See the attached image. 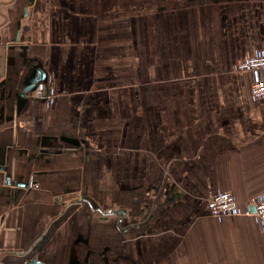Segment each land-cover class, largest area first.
I'll use <instances>...</instances> for the list:
<instances>
[{
  "label": "crops",
  "instance_id": "0c3cea01",
  "mask_svg": "<svg viewBox=\"0 0 264 264\" xmlns=\"http://www.w3.org/2000/svg\"><path fill=\"white\" fill-rule=\"evenodd\" d=\"M185 2L0 0V148L10 143L19 149L16 153L28 149L25 157L5 155L11 180L0 171L1 260L15 261L50 230L40 256L47 264H264V220L252 207L264 199V99L257 102L251 96L253 75L236 71L240 61L264 50V0H199L202 8L194 11L199 22H193V11L186 10ZM128 8H135L134 17L118 20V13L126 14ZM131 19L146 44L152 39L155 48L161 42L152 59L156 64L173 56L177 47L189 55L193 37L198 41L206 32L213 41L205 45L215 48L216 57L202 62L214 61L222 66L218 71L229 70L235 76L220 85L189 84L183 81L191 72L185 67L174 66L170 73L167 66L146 70L134 65L133 78L146 75L158 82L161 77L162 84L119 90L120 101L113 104L118 108L107 103L103 123L94 125L93 117L86 118L79 107L85 100L88 108H96V95L86 98L96 79L103 78L96 75V58L106 67L112 57H121L127 35L122 28ZM113 25L120 29L117 42H105L111 39ZM217 54H224V59ZM43 85L54 98L49 111L44 110L47 99L33 96ZM99 125L108 146L118 138L125 142L120 155L103 158L102 165L114 164L126 181L121 189L135 188L143 197L125 199V206L116 210H103L96 201L92 206L86 200L64 216L66 203L61 200L76 189L79 177L70 159L54 170L41 161L43 171L36 172L29 188L16 185L29 175L27 161L31 156L37 160L40 149L51 151L64 141L72 145L65 140L70 137L81 146L86 141L66 133H43V127L77 133L82 129L93 136L99 135ZM38 127L42 133L37 135ZM34 136L36 146L31 145ZM128 150L135 155H128ZM131 175L137 178L131 180ZM149 185L156 195L152 215L147 212ZM227 191L235 196L237 214L211 215L207 200Z\"/></svg>",
  "mask_w": 264,
  "mask_h": 264
},
{
  "label": "rangeland",
  "instance_id": "374dc122",
  "mask_svg": "<svg viewBox=\"0 0 264 264\" xmlns=\"http://www.w3.org/2000/svg\"><path fill=\"white\" fill-rule=\"evenodd\" d=\"M116 1L119 2V0H116ZM193 1H196L197 5H193V4L190 5L189 2H187L186 0L185 2L187 5L186 10L193 11L192 13L193 22H199V14L194 13V11H198L200 8H202V6L198 4L199 0H193ZM126 10H128L126 14H125L126 12L125 10H123L121 14L118 13V16H117L118 20H120L124 16L134 17L135 8L132 9V11H129L130 8ZM127 23H128L127 27L122 28V30H124L127 33V35L125 37L126 42L124 40H121L126 43V46L124 47V51H121L122 53L121 57L119 58L112 57L111 61L109 63H106V67L103 66V63L98 61V57L96 58V61H95L96 75L98 77L102 76L103 78H97L95 81L96 84L93 86V89L90 92L86 93V98H88V96L91 97V96L96 95V102L92 104L96 108L94 109L88 108V106L85 103V100L83 102L84 104H82L79 107L80 112H83L84 115H87L86 118L90 116L93 117L91 118V123H94V125L103 123L102 119H104L106 115L105 113L107 112L105 111L107 109V103H109L111 106H114L113 105L114 103H119L120 101V99L118 98L119 93H120L119 90L131 87V86H135V84L136 86H140V88H143V89H145L146 87H149L148 85H152L154 83H158V85L162 84L161 77L160 78L157 77L156 81L158 82L150 81V77L146 75L143 79H140V80L133 78L134 76L132 74H134L135 72V69L133 68L134 65L140 68L143 66V68H145L146 70L152 69L154 65L156 66L162 65L165 67L167 66V69H169L170 73L173 72L172 67L174 66L185 67L191 70L190 76H187L186 77L187 79L183 80L185 82H188L189 84L195 81H203V82L211 83L214 85H220L223 79L231 78L235 76V75H232L231 71L229 70L218 71L219 69L222 68V66L218 67V65L214 61L202 62L201 59L206 60L207 57H211V58L212 56L214 58L216 57L215 48L213 46H210L209 48V46L205 45V41L208 43H211L209 41H213L211 34H206L205 32L202 36H200L198 41H195L193 37V42H192L193 45L191 43L189 55L186 54L185 52H181V50L176 46L177 48L173 56L160 59V61L156 64L155 62L152 61V59L154 58L155 54H157V50L161 46V42H158L155 48L152 43L153 42L152 39L148 40L146 44V39L143 40L142 37H139V31H137L135 27V19H131V22H127ZM118 31H120V29H118L115 25H113V27L109 31V36L111 37V39L110 41L105 40V42L116 43L117 40H115V33ZM165 31L166 30H164L163 33ZM159 34H161V30H159ZM194 34H195V37H198L199 30L198 29L194 30ZM103 38L104 37H100L98 41L99 42L103 41ZM82 41L84 40H81L80 42L81 44H83ZM195 46L197 47V51L194 49ZM63 47H66V46H63ZM83 47H86V46H77L75 48L81 49ZM191 48H193L194 50L191 51ZM129 50H132V52H130ZM94 53H99V51L94 48ZM163 56L166 57L165 54H163ZM217 56L218 58L223 57L224 59V54L223 56L220 54H217ZM222 64L226 65L227 62H221V65ZM145 72H148V71H145ZM125 75H127L128 77L124 78ZM135 80H137L138 83ZM49 90L47 91V86L43 85V87H39L38 89H36L33 95L35 98L43 97V100L47 99V101L45 102L46 104L44 106L45 111L50 110L51 101H53L54 99L52 94L49 92ZM140 90L142 89H136L133 91H140ZM109 93H111L113 97H109ZM143 95H146L144 90H143ZM114 107L118 108V106H114ZM88 111H91V112L89 113ZM111 112L115 113L116 111L111 110ZM99 115L101 116V118L99 117ZM95 116H98V118L96 119ZM119 124L120 123L118 122L117 125ZM45 127L46 129L43 127V133L44 132H53L57 134L66 133L75 138H78V136L84 137L86 141L82 144V146L81 144L78 146L75 144L70 145L65 141H64L65 143L64 146L62 145L53 146L50 149L51 151H49L50 153L45 154L46 155L45 158L49 160H46L44 158H41V159L39 158V160L30 159L31 160V171H30L31 174L30 176L28 175L29 181L35 180L34 178L37 177L36 172L43 171V169H40L43 167V163L41 161L45 160V164L49 166V169L54 170V168L56 167L58 163L60 164L63 160L70 159L75 162L74 171H77V173L79 174L78 184L75 190L66 194L65 197L63 196L62 200L60 199L62 203L68 204L69 202L75 201L79 199L80 197L84 196L86 200L89 199L93 201V203L94 201L99 203L101 209L103 210L108 209V208L111 210H116V209H120L125 206V199H127V202H129L131 200H134V198L138 195L140 197H143V195L140 194V191H136L135 188L130 189L127 192H124L125 190L121 189L120 184L126 181L123 179L122 175H120L119 170L115 168L114 164L112 165L110 162H107L102 165L103 158L105 159L112 158L113 154L120 155L122 145H125V142H121V138H118L116 142H112L113 143L112 146H108L109 140H107V138L103 136L104 131L101 129V126L99 129L100 131L99 135L93 134V136H89L86 132L84 134L83 133L84 131H82V129L79 133H77L76 131L69 132L66 129H63L60 127H49V126H45ZM80 127L82 128L85 126L82 125ZM38 129L39 130L36 131V133L34 134L38 135L42 133L41 127L40 128L38 127ZM35 136L33 137V142L31 144L33 146H36L34 145ZM69 139H72V137H70ZM111 147L113 149L112 151L110 150ZM57 149H60L62 151L61 154L55 153ZM23 150H28V149L24 148ZM41 151L42 150L40 149L39 152L41 153ZM129 154L135 155V151L131 152L130 150H128V155ZM16 155L17 157H19L18 153H16L15 156H13V159H15L14 157H16ZM26 155L27 154L22 155V156L25 157ZM129 158L130 157H128V160ZM34 160L36 162H34ZM91 161L93 162L91 163ZM22 163L25 165L26 159H23ZM27 163L30 164V161H27ZM128 165L129 167L130 166L135 167L134 162H128ZM116 166L117 168H119V163H117ZM112 170L115 172H113ZM74 175L77 176L76 174ZM148 175L150 176V173ZM38 176H43V174L38 175ZM135 178H137L136 175H131V180ZM131 180L129 179L128 183H130ZM134 182H136V180L133 181L132 183ZM150 186L151 185H149L148 191L151 194H149L148 199H154L156 195L153 194L154 190L152 191V188H150ZM120 195H123L124 197H121ZM88 196L91 197L92 199L89 198ZM128 211L131 212L130 209H128ZM73 212H75V209L71 213ZM50 225L52 226V224ZM50 225L48 228H50ZM46 245L44 249L47 247ZM37 255L41 256L42 252L38 253Z\"/></svg>",
  "mask_w": 264,
  "mask_h": 264
},
{
  "label": "built area",
  "instance_id": "2783aa9c",
  "mask_svg": "<svg viewBox=\"0 0 264 264\" xmlns=\"http://www.w3.org/2000/svg\"><path fill=\"white\" fill-rule=\"evenodd\" d=\"M240 73H251L254 77L250 92L252 98L259 102L264 99V50L253 56H248L240 61L236 67ZM42 96V94H41ZM254 215L264 220V199L255 201L252 205ZM207 209L215 217L237 214V203L235 196L231 192H220L212 195L207 200ZM249 210L245 214L249 215ZM1 263V259H0Z\"/></svg>",
  "mask_w": 264,
  "mask_h": 264
},
{
  "label": "water",
  "instance_id": "95a60500",
  "mask_svg": "<svg viewBox=\"0 0 264 264\" xmlns=\"http://www.w3.org/2000/svg\"><path fill=\"white\" fill-rule=\"evenodd\" d=\"M66 141H69L72 144L75 145H80L79 141L74 140V139H65ZM14 149V150H13ZM16 145L13 146V144H6L5 146L0 148V171L7 173V181L11 180V177L9 176L8 172H9V167L6 166L7 164H5V155H7L9 157H12L13 155L16 154ZM19 150V149H17ZM15 152V153H14ZM17 153L19 154H27V150H20L17 151ZM48 152L45 150L41 151V156L37 158V160H39V158H43V156H46L45 154H47ZM30 159H33V156H31ZM28 159V161H30V164H28L26 173L27 174H31V160ZM17 186L19 187H23V188H29L30 186V181H29V177L28 175H24V177H22L21 179H19V181H17L16 183ZM89 202H91L92 206L95 204L93 203V201L89 200ZM86 203V198L84 196L80 197L79 199L69 202L66 205H63L62 208V214L64 216H68L74 209L76 210L77 208H80L82 205H84ZM253 209V208H252ZM124 214V212L122 211V215ZM64 218V217H63ZM63 222V220L60 222V224ZM50 231V230H49ZM47 232V234H45V236H43V239L39 240L36 245L34 247H32V249L28 250L27 252H24L20 255L17 256V258H15V261H11L10 259L2 258L1 263L0 264H47L46 262H44L40 255L38 256V253L43 252L45 245L47 244V242L49 241V236H50V232Z\"/></svg>",
  "mask_w": 264,
  "mask_h": 264
},
{
  "label": "flooded vegetation",
  "instance_id": "af4514ba",
  "mask_svg": "<svg viewBox=\"0 0 264 264\" xmlns=\"http://www.w3.org/2000/svg\"><path fill=\"white\" fill-rule=\"evenodd\" d=\"M39 87H41V86H37L36 87V89H38ZM35 89V90H36ZM43 98V97H42ZM14 150V149H13ZM17 150V149H16ZM21 150H23V149H21ZM48 153H50L49 151H47ZM62 151L60 150V149H57L56 151H55V153H58V154H60ZM23 155V154H22ZM153 202H154V200L153 199H150L149 200V208H147V212H148V214L149 215H152L154 212H156V211H154L155 209H154V205H153ZM123 210V209H122ZM114 214V213H113ZM116 214H118V215H121V214H119V213H116ZM124 216H126L127 215V213L124 211V214H123Z\"/></svg>",
  "mask_w": 264,
  "mask_h": 264
}]
</instances>
